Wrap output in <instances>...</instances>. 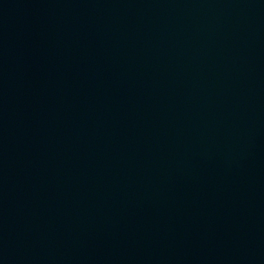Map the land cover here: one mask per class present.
<instances>
[{"label":"water","instance_id":"water-1","mask_svg":"<svg viewBox=\"0 0 264 264\" xmlns=\"http://www.w3.org/2000/svg\"><path fill=\"white\" fill-rule=\"evenodd\" d=\"M0 264H264V0H0Z\"/></svg>","mask_w":264,"mask_h":264}]
</instances>
